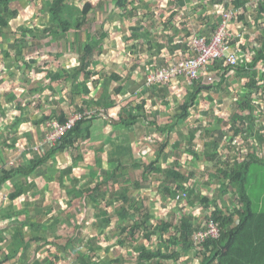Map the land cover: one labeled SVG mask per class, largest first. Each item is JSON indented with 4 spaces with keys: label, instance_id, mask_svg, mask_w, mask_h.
<instances>
[{
    "label": "trees",
    "instance_id": "1",
    "mask_svg": "<svg viewBox=\"0 0 264 264\" xmlns=\"http://www.w3.org/2000/svg\"><path fill=\"white\" fill-rule=\"evenodd\" d=\"M209 1L213 4H221L224 9L229 6V2L227 0ZM231 1L235 4L241 3V0ZM17 2L30 3L28 0H0V31L4 27H7L10 21L18 15L19 10L14 4ZM114 4L115 7L118 8V16L125 19V21L129 24L130 35L124 36V38L127 37L126 41L133 40L131 42L132 52H135L137 48L145 47L149 49V47L152 46V41L150 40L151 37L149 36V33L144 30L145 22L147 20H150L153 25H157V27L165 29L167 28L169 21L174 18L178 11V9H173L167 14L168 19H165L166 17H164L158 20L156 17L157 8H152L150 4L142 2L141 0H138L137 2H131L130 0H115ZM94 8L95 5L91 0H85L81 8L76 5H72L70 0L45 1V5H42L41 10L46 11L47 18H43L44 21H41L39 24L32 22L33 24L30 23V25L20 26V29H18L21 32V37L14 40L16 54L20 56V59L23 57L20 45L26 35L33 40H38L41 37L51 35L63 39L66 35L74 33V40H77L78 30H80L84 25L90 23V14L93 12ZM244 10H242L241 14H238L237 9L235 21L237 20L238 23H240L239 20L245 18ZM255 11L257 12V17L264 18V0H259L257 2L255 5ZM140 14L148 15L149 18H140ZM216 18L217 20L215 24L222 22V17L220 15ZM131 19H135L133 25L129 22ZM103 24L104 22L102 20L99 25L102 27ZM215 26L212 28L214 29ZM172 27L174 29L172 31L177 32L176 27ZM194 27L195 29L198 28L199 24L195 25L194 23ZM119 28L120 24L118 23L116 30H119ZM260 30L261 33H259L255 39L256 41H259L260 48L258 51H255L252 47V50L255 52V56H252L249 53V58L245 59L242 64H238L236 66L225 63L227 68H220L221 71L218 70L216 75H220V73H222L223 76L224 73L231 70L234 71L237 79L240 77H248V79L254 78V76L251 77L250 74L254 73L257 62L261 59L264 60V25ZM148 31L150 32V30ZM185 34L190 36V33L188 32ZM109 36V31L104 28H101L99 32L94 31L91 28H87V30H85V42L83 44L84 48L82 49L83 54L81 56V66L78 70L80 76L78 78L76 74L73 78L80 81L84 78V76L97 74L95 71H89L91 63L89 57L94 52L99 54L102 53V45L105 43L104 40ZM139 41H141V43ZM118 42V44H122L121 41ZM4 53L5 55H8L7 52L4 51ZM30 61V64L35 62V60L32 59H30ZM216 62L217 61L214 60L213 63L215 64ZM64 74L66 77L72 78L67 71H65ZM47 75L53 79L58 78L59 76L61 77V74L52 72L51 70L47 72ZM119 75V73L113 71L111 73V78H118ZM221 78L224 79L225 77ZM168 81L169 80L165 82ZM194 82L195 81L187 83L192 84ZM256 83L254 80H251L249 86L256 87ZM155 85L151 87L144 86V88H141V90H145L137 92V97L134 100L136 105L131 106V108L135 110H128L125 114V118L119 117V122L123 123L127 127H130L137 121H140V119H143L142 121H145L152 129H155L154 131H156L157 136L161 139L156 142L157 144L155 146L151 147L149 145V149H147L150 151L147 153L154 154L156 152L155 158H151V160L146 162L143 160H147L148 156H144L141 158V162L133 161V159L130 163L121 158L116 165L108 166L104 177L97 180L92 185L86 184L85 186H82V184H80L79 177H73L71 179L70 186L64 188L66 194L71 196L72 199H81L83 201L90 200L92 202L91 207L93 206L92 208L96 211L94 213V218L97 223L96 226H100L101 231L107 228L112 222L113 216L112 214H109L107 206L113 203V201H124V204L115 210L116 218L113 220L115 222L113 227H116L119 234H124L123 238L119 239L118 242L121 246L127 243L126 241H128V237L132 238L136 229L141 230V235L147 242V245L140 248L131 258L134 264H165L168 263V261H173L178 264L180 258L192 253L193 250L194 254L201 258L198 264H264V211H256L253 209L252 201L247 193L246 186L251 164L253 162L262 163L264 161V151L261 156H258L253 154V151H249L247 148L244 150L236 149L232 143L235 138L241 139V134L246 133L248 128H253V122L246 120L243 122V119L247 118V116L244 117L245 115L241 116L238 113H233L231 115V123L229 125H224L226 128H222V117L213 119L212 115H210L205 118H195L194 122L198 131L201 133L200 139L202 140L201 144H195L192 136L185 137L183 135V132L180 131L176 122L178 123V121L182 120L184 126V122L191 121V107L195 104L197 89L192 88L190 92L188 91L182 101L176 99L178 104L174 109V114L169 116V118L173 119L165 122L167 116L171 115L167 111L166 114L159 113L152 116L153 113L151 108L155 103L150 101L153 96L151 94L149 95V93H152L150 92L152 91L151 88L156 87ZM120 89L121 86H118L116 91L119 92ZM146 91L149 93L144 96ZM161 91V89L158 91L156 97H161L162 101L166 103L167 101L163 98L167 92L164 91L161 95ZM92 101L97 103L96 100ZM240 105L241 107L248 108V113H251L250 103L243 101L240 102ZM90 108L91 107L80 109L73 108L72 110L69 109L68 113L59 118V120L61 122H65L69 116L76 111L85 112ZM95 111V114L87 115L84 119L76 121L71 128L67 129L57 139L54 145H46L45 151L34 150L31 147L30 149L33 151V154L27 164L20 165L12 169H2L0 174V186H2L5 181L11 180L12 183H14V190L10 194L12 199H16L20 195L26 194L31 188L29 183V176L31 174L38 173L45 168L47 169L49 163L51 161L57 162V157L65 150H68L69 148H76L75 145L80 138L83 139L86 138V136H90L91 132L89 131V128H83L82 125L85 121L99 116L97 109H95ZM256 115L258 117L257 113ZM44 117L45 118L43 119L48 118L55 120V115H47ZM220 120L222 121L219 123ZM257 128L261 127L257 126ZM127 130L130 129L127 128ZM217 130L228 131L222 138L223 144H219V142L214 140V134H216ZM174 131L176 134L178 133L179 140H184L187 146H178L179 142L176 146H171L173 136L171 133ZM84 132H86L84 134L85 136L83 135ZM258 132H260V130ZM150 138L152 139V137ZM262 138L263 135L262 137L260 135V141ZM126 139L127 133L124 135V140ZM220 147L227 150L225 157L222 155ZM160 155H163L166 158L171 157L172 160L170 164L167 166H162V164L159 165L158 163L160 162L158 161H161ZM77 156L78 160L81 161L82 154H77ZM242 156L244 157L242 158ZM192 160H202L203 163L207 162V164H216L217 168L215 171L218 174L216 175V180L218 181L217 191H219L220 194L230 192L233 197L236 198L235 205L228 208H219L217 206V200L212 196L211 192L203 194L202 191H200L193 184L191 179L194 173L192 171L182 172L181 170L182 167L186 166L189 162L191 163ZM227 165L230 166V169H226ZM73 167H75V165L66 166L60 170V172H55L52 168H50L48 172H55V177H57L60 181L65 175L71 173ZM95 167H102L101 157L97 154L95 155ZM131 171H133L132 179L134 180L131 184L136 189H140V191L142 190V186L139 184L140 180L146 181L148 175H157L159 177L158 181H161L162 184L159 188L161 189L163 199L166 202H170L172 200H176V202H178L176 199L177 195L182 192H186L188 203L185 207H182L181 216H178L177 219L175 216L170 220H161L158 225L152 226V222L156 218L151 211H148L149 207L146 206V200L148 197H141L142 191L140 195L133 198H128L127 192H116L113 201H108L103 208L96 209V206H99L102 201H105L104 195L106 191L108 193L112 191L105 188L108 187L109 182L118 180L119 183V179H122L121 181L123 182L121 186L119 185V187H123V183H130ZM13 177H18V180L15 181ZM211 181H214V179L209 181L210 186H212ZM214 186L216 188V185ZM193 198L196 200H193ZM198 205H202L204 209L209 210L208 218L204 222L212 220L213 222L218 223L220 227V236L217 239L208 238L204 242L198 243L194 246L193 234L203 226V223H197ZM183 208L185 210H183ZM132 209L134 211L133 214L135 213V210L138 212L143 209L144 212L140 216V220L134 215L130 216V210ZM57 221L58 220L56 218L52 220L54 223ZM36 226L38 227L39 225L34 223L31 224V235L30 240H28L25 237L22 223H18L17 225L15 224V228L13 227L11 230L13 233L11 235V240L9 241V257L6 258L4 256V261H0V264L6 262L9 258L12 259L13 257H16L21 252L24 253L23 258L25 260V254H27V251L31 246L30 243H32L33 240L43 241V244L45 243V247L50 244L47 237V232H49V230H42V233L37 235L35 232ZM75 228V235L68 238L63 246V253H61L63 255H57L58 253L55 251L54 253H51V255L60 261V263H67L65 255L72 254L71 252H73L72 249L75 242H81L78 237L81 234V227L75 226ZM171 228L173 235L170 234ZM168 232V238H164V234ZM54 233H57L56 230H53V235ZM154 235H158L159 240L155 243V245L151 246L152 237ZM51 244L54 247V244ZM89 249H91V246H89ZM46 251L50 252L51 250L49 247H46L44 253H46ZM76 256V264H123V261L118 255L101 261L99 259L96 261L91 260V258L87 261L84 254ZM67 258L70 259V257ZM45 259H47L46 255L42 259L33 260V264H43ZM127 259L128 258L124 259V261H127ZM50 264H54V261H51Z\"/></svg>",
    "mask_w": 264,
    "mask_h": 264
},
{
    "label": "crops",
    "instance_id": "2",
    "mask_svg": "<svg viewBox=\"0 0 264 264\" xmlns=\"http://www.w3.org/2000/svg\"><path fill=\"white\" fill-rule=\"evenodd\" d=\"M207 1L208 0H205V2ZM70 2L72 5H76L71 0ZM209 5L211 8L213 7V10H217L219 6L223 7L221 4L210 3ZM171 10H173V8L168 9L169 12ZM164 16L165 15L162 14L159 17L162 19ZM159 17L158 20H160ZM119 18L121 19V17ZM194 23L195 25L199 24L196 19L194 20ZM227 25L228 34H231L230 37L227 38V41L232 39V44L237 46L239 55L247 57L250 53L252 56H255L254 50L258 51L260 45L253 43L254 50H245L242 48L239 49L240 46L238 47V45L240 44H238V42L234 43V41L240 40L247 35L246 26L237 21L230 22ZM229 25L235 27V29L229 27ZM247 25L248 27L250 26L249 24ZM201 27L202 25L199 24V29L196 28L195 33H192L191 30L171 32L167 30L168 28L164 29L157 27V25H153L150 20H147L145 22L144 30L148 32L151 37L150 40L152 41V46L149 47V49L145 47L137 48L135 52H132L131 42L133 40L125 41L124 44L122 43L123 45L118 44L119 42L117 40L114 41L115 44L111 43V45H106L104 43L102 45V53L99 54L94 52L89 57L91 62L89 71H95L97 74H93L92 76L83 75L84 78L80 81L73 78V76L76 74L78 78L80 76L78 70L81 66V56L83 54L82 49L84 48L83 44L85 42V36L81 44L75 45V41L77 40H74V33L66 35L63 39L51 35V37H54L55 39L58 38L62 41L64 40L63 43L68 45L66 47L64 46L63 49L59 48L58 50L55 47L52 48L51 52H54L52 57L58 61V64L55 67L53 66V63H50V60H42L41 57L45 55V53H40L41 51L36 49L35 46L29 42L33 39L30 38V40H28L27 38L29 37L27 35L24 36V40L20 45L23 56L20 59V56L15 52L16 47L14 45V40L21 37V32L18 30L20 29V26H17L15 29L10 21L9 25L0 31V174L2 169H12L28 163V160L33 154V151L30 148L35 142L41 140L44 135L43 133L47 130V122L52 120L48 118L43 119L45 118L44 116L55 115V119H59L66 115L69 109L72 110L73 108L80 109L85 107H91L90 109L92 110L97 109L99 115L94 119L85 121L87 123L84 122L85 124L83 123L82 125L83 128H89V131L91 132L90 136H86V138L83 139L80 138L75 145L76 148L65 150L57 157V162L51 161L49 163L47 169H42L40 172L29 176L31 188L26 194H22L16 199H12L10 194L14 190V183H12L11 180L5 181L2 186H0V261H4V256L6 258L9 257V241L11 240V235L13 233L11 230L13 227L15 228V224L17 225L18 223H22L25 237L28 240H30L32 223L39 225L38 227L36 226L35 229L37 235L41 234L42 230L48 229L49 232H47V237L50 244L46 247H49L51 251L52 248H56V244H54V241L51 238H55L53 230H56V232L58 231L60 218L54 215V202L50 201L53 199L50 198L49 200L48 198L50 194H56V201L64 193L68 197V203L70 205L75 199L68 196L64 188L70 186L73 177H79L80 184H83V182L80 178L82 175L79 174H84L86 172L91 173L94 177L99 175V177L101 176L100 179H102L107 169V167H104V162L106 161V164L108 163V165L110 164L111 166L116 165L121 160V153L119 152L121 148L124 149L126 148V145L129 146L131 149L130 155L134 158L133 161L137 159L135 156L136 151H139L142 148L149 149L148 143L145 142L143 138L139 139V135L136 133V131L140 132L144 130V125H142V127H137L136 130H132L133 136H129V139L126 141L127 144L125 145L123 143L124 136L121 137L120 135L122 133L124 134V132H129L127 128L132 129L138 126L137 123L146 124L149 127L150 125L145 121H142L143 119H140V121L131 125L130 128L119 122V117L125 118V114L128 110H135L132 109L131 106L136 105L134 100L137 97V94L133 97L134 99L131 98L130 95L135 93V91L141 92L145 90H141V88H144L145 86L144 77L146 67L163 66L175 61L177 58L188 56L191 53V39L193 36L201 35L207 38L214 33L215 28L208 30L200 29ZM114 28L117 29V26H114ZM9 30L14 31L9 33L14 35V37L9 36ZM148 30H150V32ZM171 30H174L173 27H171ZM168 31L170 32L169 35L166 34ZM186 32L190 33V36L186 35V38H190H181ZM129 35L130 33L126 36ZM47 37L50 36H46V38ZM109 37L111 39L113 36L110 34ZM114 37L116 39H122L120 35ZM141 41L139 42L141 43ZM9 42L11 45L7 47ZM72 42L73 44H71ZM69 43L73 45L72 48ZM28 47L30 51L28 50ZM4 51L7 52L8 55H5ZM122 52H125L123 57L120 56L122 55ZM30 59L35 60V62L30 64ZM215 61H217L215 64L212 63L210 66L203 69L199 78L192 84L187 83L183 78L177 77L168 82L157 84L155 85L156 87L151 88L152 91L150 92L152 93L148 92L149 95L151 94L153 96L150 101L155 103L151 108L152 113L154 106L159 105L158 114H166V111L169 109L171 110V108L167 109L170 103L167 100L168 97H175V95L178 97L180 96L179 94H182L181 99L176 97L182 101L187 95V92H190L192 88H195L197 89V96L195 98V104L191 107V121L194 122L195 118H205L212 115L213 119L222 117L224 126L231 123V115L233 113H238L241 116L245 115L244 117L247 116V118H244L243 122L245 120L249 122L252 121L253 128H248L246 133L241 134L240 138L243 142L242 144L239 143V138L238 140H233L232 143L236 149L244 150L247 148L249 151H253V154L261 156L264 151V72L261 69V67L264 66V60L261 59L258 61L254 73L250 74L251 77L254 76L253 79H248V77H240L237 79L236 74L231 70L224 73L223 76L222 73L216 75L220 68H227V66L223 60ZM60 63L65 64L60 65ZM49 64L51 66H49ZM23 66L28 67V73L31 78L30 80H22L19 76L18 73L21 74V71L22 73L25 71ZM3 70L8 72L9 76H3ZM49 70L61 74V77L59 76L54 79L48 77L47 72ZM65 71H67L72 78L66 77L64 74ZM113 71L120 74L118 78H111V73ZM221 77L225 78L222 79ZM251 80H254L255 83L257 80L256 87L249 86ZM118 86H121L119 92L116 91ZM160 89L162 90L160 92L161 95L164 91L167 92L163 98L167 101L166 103L162 101L161 97H156ZM148 93L146 91L144 96L148 95ZM92 100H96L97 103H94ZM41 101L42 103L44 102L43 105ZM174 101H176L175 98ZM243 101L251 104V113H248V108L241 107L240 102ZM71 102L72 104H70ZM256 113L258 114V117ZM222 120H220L219 123ZM184 126H186V122H184ZM257 126L261 128H255ZM111 128L112 130L113 128L114 130L118 129L122 133L115 132L113 134ZM179 129L183 133L186 131V128ZM259 130L260 132H258ZM134 131L136 136L134 135ZM149 131H154V129L150 127ZM85 133L86 132H84L83 135ZM92 134H97L96 136L98 138L101 137V142L94 145V143H96L93 141L95 140V136H92ZM118 135L120 137H118ZM260 135L261 137L263 135L261 141ZM150 137L152 136L145 135L144 138L148 140ZM221 153L225 157L227 150L225 154L222 151ZM77 154H82L81 161L78 160ZM96 154L101 157L102 167H95ZM87 155L89 158H87ZM243 157L244 156H242V158ZM138 158L142 157L139 156ZM12 159H14L15 162H13ZM149 160L150 159L143 161L148 162ZM85 164L86 167L84 168ZM71 165H75V167L72 168L73 170L71 173L65 175L63 179L59 181L58 178L55 177V172H60V170L66 166ZM50 168L55 172H48ZM45 174H47L48 177ZM49 177H52V179ZM13 179L16 181L18 180V177H13ZM93 210L95 211V209ZM54 218L58 220L56 223L52 222ZM43 221H47L48 224L43 226ZM51 243L54 244V247ZM30 244L31 246L29 247L27 254H25V260L23 258L24 253L21 252L16 257H13L12 259L9 258L6 262L1 264H33V260L42 259L45 255L47 256V259H45L43 264L51 262V254L48 253V251L44 253L46 247L45 243L43 244V241L33 240ZM56 252L58 253L57 248ZM51 253H54V251ZM58 255L62 256L63 254Z\"/></svg>",
    "mask_w": 264,
    "mask_h": 264
},
{
    "label": "rangeland",
    "instance_id": "3",
    "mask_svg": "<svg viewBox=\"0 0 264 264\" xmlns=\"http://www.w3.org/2000/svg\"><path fill=\"white\" fill-rule=\"evenodd\" d=\"M30 1V3H26V2H21V3H14L15 6L17 7V9L19 10L18 15L16 17H14L11 20V23L13 25V27L16 29L17 26H25V25H30V23L34 22L35 24H39L41 23V21H44L43 18H47L46 17V11L45 10H41L42 9V5H45V1L47 0H37V1ZM74 4H76L78 7L82 6V3L85 0H71ZM94 2L95 4V8L93 10V12H91L90 14V18L91 21L89 24L84 25L80 30H78L77 32V41H75V45H79L83 42L84 40V36H85V30H87V28H91L94 31H100L101 28L107 29V31H109V34H111L113 37L110 39V37L105 38L104 42L106 45H111L115 44V40L117 41H122V43L124 44L126 41V38H123L124 36L128 35V33H130L129 30V24L127 23V21H125V19H120L118 17V8L115 7L114 4V0H91ZM131 2H137L138 0H130ZM142 2L148 3L152 6V8H157L156 10V15L157 18L159 16H161L162 14H164L166 17L165 19H168L167 14L169 13L168 9L173 8V9H178L177 14L174 16V18L172 20L169 21L168 25H167V30L171 31L170 29L172 26L176 27L177 32H181L182 30H191L192 33L196 32V29L194 27V20L196 19L197 22H199L200 25H202V27L200 29H208V30H212V27L215 26V22L217 20V14H219L220 10L223 9V7H221L220 10H213V7L211 8V6L209 5V0L207 2L205 1H200V0H141ZM229 2L228 5H235L238 9V14L242 13V10H244V16L245 18L242 20H239V22L241 24H244L246 26V33L247 35L245 37H242L240 40H236L234 41V43L238 42V47L239 49H252V47L254 46L253 43L260 45L259 41H256V36L261 33V27H263L264 25V18L263 17H257V12L255 11V5L257 4V2L259 0H241L240 4H235L233 3L231 0H227ZM24 4V5H23ZM30 4V5H29ZM179 4V5H178ZM28 5V6H27ZM14 6V5H13ZM182 6V7H180ZM204 8V10H203ZM208 10V11H207ZM112 16V18H111ZM140 18H149L148 15H143L140 14L139 15ZM124 18V17H123ZM160 18V17H159ZM104 22L103 26L101 27V25H99L101 22ZM135 19H131L129 20V22L133 25L134 24ZM237 21V20H236ZM118 23L120 24V28L119 30H116L114 28V26H117ZM33 24V23H32ZM221 24L218 23L216 25ZM249 24L250 26L248 27ZM170 26V27H169ZM228 27V25H227ZM229 27H231V25H229ZM233 29H235V27H231ZM84 29V30H83ZM167 32L166 34L169 35L170 32ZM10 32H14L13 30H9L8 34ZM116 35H120L122 37V39L120 40V38H115L114 36ZM8 36V35H7ZM10 37H14V35L9 34ZM253 36V37H252ZM5 37V36H4ZM186 34H183L181 36V38H186ZM7 38V37H5ZM75 38V37H74ZM190 37L186 38L189 39ZM28 40H30V38H27ZM192 40V39H191ZM255 40V41H254ZM29 42H31L32 45L35 46L36 49H39V51H41L40 53L44 52L45 55H43L41 58L42 60H50V63H53V66H57V60H55L52 56L54 54V52H51L52 48L55 47L57 50L59 48L63 49L64 46H68L65 45L61 39L58 38H54V37H41L38 40L34 39V41L30 40ZM228 42L233 43L232 39H229ZM242 43V44H241ZM7 44V43H6ZM70 44V43H69ZM73 44V42L71 43ZM70 44V47L72 48L73 45ZM122 44V45H123ZM128 44V43H126ZM11 45V43L9 42L7 44V47ZM128 49V47H127ZM28 50L30 51L29 47ZM43 54V53H42ZM75 54V53H72ZM123 54H125V52H122V56ZM28 59V58H27ZM62 60V59H61ZM63 65L65 63H60V65ZM42 65V63H41ZM49 66H51L49 64ZM264 66L261 67V69L264 72ZM23 69L25 70L24 73L19 74V76L21 77L22 80H30V76L28 73V67L23 66ZM6 72L5 70L2 71V75L3 76H9V73ZM216 88V87H215ZM136 93H132L130 96L131 98H133L134 96H136ZM220 94V93H219ZM180 96H178L180 99L182 97V94H179ZM214 95V94H213ZM129 96V97H130ZM215 96V95H214ZM177 95L174 96H170L167 98V100L170 102L167 109L171 108V110L169 109L167 112L170 113L171 115H168L166 118V121L169 120L171 121L173 118H169V116H172L174 114V109L176 108L178 102L174 101V98H176ZM216 97V96H215ZM134 99V98H133ZM180 99H178L180 101ZM131 100V99H130ZM131 102V101H130ZM42 103V101H41ZM44 103V102H43ZM42 103V105H43ZM72 104V102L70 103ZM131 104V103H130ZM75 106V105H74ZM158 107L159 105L154 106L153 108V115L155 116L158 114ZM87 123V122H85ZM84 123V124H85ZM176 124L178 125L179 128H186V131L183 133V135L185 137H190L192 136L193 141L195 142V144H201L202 140L200 139L201 133L198 131V129L196 128V124L193 121H187L186 122V126L183 127V121H178V123L176 122ZM138 126L132 128L129 130V132H124V134L119 131L118 129L112 130L113 134L115 132H120V136L123 137L126 133L127 135V139L124 140V145L127 144V140L129 139V136L131 137V135L133 136V131L132 130H136L137 127H142V125H144V130L138 132L136 131V133H138V137L139 139H142L148 143V145H150L151 147L155 146L157 143V141L159 140V137L156 134V131H149L150 127L146 124H140L137 123ZM131 128V127H130ZM222 128H226L225 126H222ZM155 130V129H154ZM101 131V130H100ZM102 132V131H101ZM111 132V134H112ZM227 130H217L216 134H214V140H216L217 142H219V144H223L222 138L224 136L225 133H227ZM135 133V131H134ZM136 133L134 134L136 136ZM43 137L41 138V141L44 140V138L48 137L50 135L49 129L47 127V130L43 133ZM112 134V135H113ZM97 135V134H96ZM96 135L92 134V136H95V140H93L94 145H96L97 143L101 142V137H97ZM145 135H151L152 136V142H150L149 140H147L145 137ZM172 136V140H171V146H176L177 143L179 142L178 146L184 147L186 145V142L184 140H179V135L178 133L176 134V132H172L171 133ZM118 135V137H120ZM161 139V138H160ZM234 140H238V138H235ZM155 143V144H154ZM239 143L242 144L243 142L241 141V139L239 140ZM154 144V145H153ZM187 146V145H186ZM72 150V149H71ZM130 148L128 145H126V148L124 149H120L119 152L122 154V159L126 160V162L130 163L131 160H133L134 158L130 155ZM220 151L226 152V150L224 148H221ZM147 148H143L142 150L140 149L139 151L135 152V156H136V162H141V158H138L139 156L144 157V156H148V159L151 160V158H155V154L156 152L153 153H147ZM72 156L74 157V155L72 154ZM87 158H89V156L87 155ZM161 161H158L160 163H158L159 165L162 164V166H167L170 164L172 158H166L163 155H160ZM94 159V157H93ZM13 162H15L14 159H12ZM11 161V162H12ZM111 166L110 164L108 165V163L106 164V161L104 162V167H108ZM86 167V164L84 165V168ZM216 164H207V162L203 163L202 160H192L191 163L189 162L186 166L182 167L181 170L182 172H187V171H192L194 173V175L192 176V182L193 184L200 190L202 191L203 194L209 193L211 192L212 196L217 200V206L219 208H228L230 206H233L236 204V198L233 197V195L228 192L225 194H220L219 191H217V176L218 175L216 173ZM134 169V168H133ZM226 169H230V166H226ZM78 172V171H77ZM102 172V171H100ZM133 171H131L130 174V183L125 182L123 183V187H119V185L121 186L122 179H119V183L118 180H114L109 182V190H112V192H110V194L106 191L105 193V201H102L99 206H96V209H100L103 208L106 203H108V201H113V198L115 196L116 192H127L128 193V198H133V197H137L138 195H140L141 191H142V195L141 197L145 198V196L148 197V199L146 200V206L149 207L148 211H151L152 214H154L155 216V220L152 222V226L158 225L159 221L161 220H170L173 219V217L176 216V219L178 216H181V209H180V205L182 206H186L187 203L185 201V199L183 201H181L180 203H176L175 201H170V202H166L163 199V193L161 192V189L159 188V186H161V181H158V176L157 175H148L147 180L146 181H141L139 182V184L142 186V190L140 191V189H136L131 182H133L134 180L132 179L133 176ZM84 173V174H79L82 175L81 181L83 182L82 186H85L86 184H94V182L96 180H99L101 178V176L99 177V175H96L97 177H94V175H92L91 173ZM87 174V175H86ZM47 175V174H45ZM51 176V175H49ZM48 177V175H47ZM52 179V177H49ZM98 178V179H95ZM212 178V179H210ZM48 179V178H47ZM211 181L212 186H210V180ZM49 180V179H48ZM192 184V185H193ZM216 185V188L215 186ZM247 186V193L252 201V205H253V209L256 211H264V161L262 163L259 162H253L249 168V174H248V180L246 183ZM106 188V187H105ZM211 189V191H210ZM216 189V190H215ZM55 197L56 194H50V196L48 197L49 200L50 198L53 200H50L52 202H54V215L60 218V224L58 227V231L57 233H54L55 238H51L54 241V244H56V248L58 249V254H61L59 252L63 251V246L66 243V240L72 236L75 235V226H80V232L81 234L78 236L80 238L81 242H75V244L73 245V252H71L72 254L70 255H66V257H70L66 258L67 263L65 264H76V255H82L84 254L86 260L88 261L90 258L91 260H104L107 258H113L116 255H118L120 257V259L123 261V264H134L133 260L131 259L134 256V253H137V251L146 246L147 242L144 239V237L141 235V230H135L134 232V236L128 237V241H126L127 243H125L124 245H120V243L118 242L119 239H122L124 234H119L118 230L116 229V227H113L115 225V222L113 221L116 218L115 215V210L120 208L122 206V204H124V201H113V203L109 204L107 206V210L109 212V214H112V222L110 225H108L107 228H105L103 231H101V227L100 226H96L97 223L95 221L94 218V213L96 211L93 210V206L92 202L90 201H83L81 199H75L73 201V203H71L69 205L68 203V197L63 193L58 200L55 201ZM193 200H196L195 198H193ZM49 201V202H50ZM133 209L130 210V216L134 215L136 216L138 219L140 218V216L143 214V209L141 211L135 210V213L133 214ZM197 212H198V217H197V223H204V221L207 220L208 218V213L209 210L208 209H204L202 205H198L197 208ZM53 215V214H52ZM53 215V216H54ZM45 216V215H44ZM49 216V215H48ZM136 219V218H135ZM140 220V219H139ZM48 224L47 221H43L42 225L46 226ZM170 234L173 235L172 232V228L170 229ZM169 232L164 234V238H168ZM137 237V238H135ZM152 242H151V246L155 245V243L159 240V236L158 235H154L152 237ZM89 246H91V249H89ZM56 248H52V251L56 252ZM43 249V248H42ZM34 250V248H33ZM71 250V251H72ZM48 252L51 254V252ZM194 251V250H193ZM192 251V253H189L186 256H183L182 258H180V261L178 264H198L201 260V258L199 256H197L196 254H194V252ZM57 254V255H58ZM127 259V261H124V259ZM51 261H54V264H63L60 263V261H58L57 259H55L52 255L50 256ZM188 260V261H187ZM46 264H50V262H46ZM165 264H176L173 261H168V263Z\"/></svg>",
    "mask_w": 264,
    "mask_h": 264
},
{
    "label": "built area",
    "instance_id": "4",
    "mask_svg": "<svg viewBox=\"0 0 264 264\" xmlns=\"http://www.w3.org/2000/svg\"><path fill=\"white\" fill-rule=\"evenodd\" d=\"M221 6L217 8L220 10ZM237 9L234 5H229L227 8L220 10L219 15L222 17L220 25L216 26L214 33L205 38L201 35L193 36L191 40V53L188 56L177 58L175 61L158 67L145 68L144 85L151 87L158 83H163L173 78H183L186 82H192L199 78L203 69L210 66L214 60H223L226 64L236 66L242 64L247 57L239 55L237 46L227 41L231 34H228L227 24L235 21ZM96 111L89 109L85 112L76 111L71 114L65 122L59 119L47 122L50 135L44 140H39L32 145V149L45 151L46 145H54L57 139L76 121L84 119L87 115L95 114ZM150 142L151 138L148 139ZM148 151V150H147ZM176 199L180 203L186 199V193L178 194ZM182 206V205H180ZM220 236V227L218 223L208 220L204 226L193 234L194 246L204 242L208 238L217 239Z\"/></svg>",
    "mask_w": 264,
    "mask_h": 264
},
{
    "label": "clouds",
    "instance_id": "5",
    "mask_svg": "<svg viewBox=\"0 0 264 264\" xmlns=\"http://www.w3.org/2000/svg\"><path fill=\"white\" fill-rule=\"evenodd\" d=\"M257 128V127H256ZM260 129V128H259ZM186 193V192H185ZM185 201H186V203H188V200H187V198L185 199ZM175 202H176V200H175ZM176 203H179V202H176ZM182 207H184V206H180V209H181V212H182ZM183 210H185L184 208H183ZM206 222H204L203 223V226H204V224H205ZM202 226V227H203Z\"/></svg>",
    "mask_w": 264,
    "mask_h": 264
}]
</instances>
